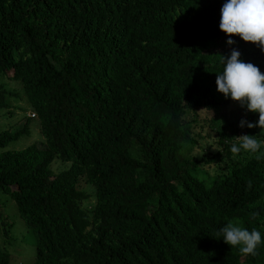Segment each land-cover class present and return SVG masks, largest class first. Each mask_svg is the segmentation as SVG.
Returning a JSON list of instances; mask_svg holds the SVG:
<instances>
[{
    "label": "trees",
    "instance_id": "16d2710c",
    "mask_svg": "<svg viewBox=\"0 0 264 264\" xmlns=\"http://www.w3.org/2000/svg\"><path fill=\"white\" fill-rule=\"evenodd\" d=\"M224 2L0 0V111L25 112L7 79L41 136L9 147L30 118L0 131V264H264V243L244 256L218 234L231 221L264 237V157L230 151L239 114L210 121L216 153L192 154L219 54L264 72L254 44H227Z\"/></svg>",
    "mask_w": 264,
    "mask_h": 264
},
{
    "label": "clouds",
    "instance_id": "9594fccd",
    "mask_svg": "<svg viewBox=\"0 0 264 264\" xmlns=\"http://www.w3.org/2000/svg\"><path fill=\"white\" fill-rule=\"evenodd\" d=\"M219 29L229 37L228 45L235 43L231 37L238 36L264 52V0H225L220 9ZM219 55L222 70L215 73L217 91L248 112L258 114V121L253 123L242 119L240 127H258L260 132H264V72L255 64L241 59V53L236 49H232L229 56ZM31 116L35 117L34 114ZM232 138L235 140L230 148L233 155L245 152L255 155L258 160L264 157V152H261L264 140L257 139L256 135L243 134ZM251 215L255 219L258 213ZM218 234L225 244L238 249L244 256L256 255L257 248L264 243L260 231L255 228L249 231L231 221L219 229Z\"/></svg>",
    "mask_w": 264,
    "mask_h": 264
},
{
    "label": "rangeland",
    "instance_id": "374dc122",
    "mask_svg": "<svg viewBox=\"0 0 264 264\" xmlns=\"http://www.w3.org/2000/svg\"><path fill=\"white\" fill-rule=\"evenodd\" d=\"M3 82L7 84L6 88L8 90L13 91L17 94L21 93V101L11 100V103L15 102V104L17 106H21L25 110V112H22L20 109L17 108L5 111L1 110L0 131H5L7 130V128H11V131H15V129H19L21 127V125L27 118L32 119L31 123L28 125L27 134H24L16 142L11 143L9 146L10 148L15 149L23 148L24 146L40 139L41 136L39 134L38 123L36 121V118L31 116V114H34L33 111L30 110L29 106L24 103V96L22 95L21 89L19 88L17 83H14L7 79H3ZM196 99L203 103L206 102L207 97L197 95ZM214 99L216 103H218L217 106L211 108H199L200 110L198 111V114L200 115V119L198 120V123L195 125L193 124L192 127V133L197 141V144L194 146L192 154L196 155L198 158L202 156L209 157L211 154L216 153L220 149L217 143L219 132L215 130L216 125L215 123L212 125L210 122L211 120L218 121V123L222 126L224 123H231L235 114L237 113L242 119L247 120L249 122L255 123L256 121H258L257 113L248 112L246 108H242L238 103L233 102L231 98H225L223 95H218L215 96ZM235 127L239 128V130L237 131L238 136L243 134H250L256 135L257 139L264 140V132H260L261 129L258 127L248 128L247 126H245L242 128L240 127V122L235 124ZM60 168L64 169L65 166L61 165ZM206 168H208V171L210 173H213L214 169L211 166ZM83 187L86 190L90 191V188L87 185H83ZM11 234L15 238H18L14 240L13 246L9 247V251L11 249L10 252L14 253L15 255L17 254L18 258L21 256L24 257V254L28 250V244L26 241L22 242L21 240L20 235H22V228L18 221L16 227L14 228V232H11Z\"/></svg>",
    "mask_w": 264,
    "mask_h": 264
}]
</instances>
